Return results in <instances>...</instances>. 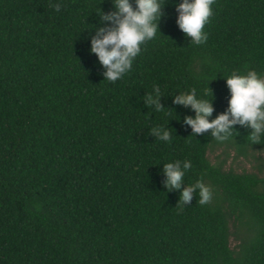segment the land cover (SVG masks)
I'll return each mask as SVG.
<instances>
[{
    "label": "trees",
    "instance_id": "1",
    "mask_svg": "<svg viewBox=\"0 0 264 264\" xmlns=\"http://www.w3.org/2000/svg\"><path fill=\"white\" fill-rule=\"evenodd\" d=\"M179 2L162 0L156 35L109 81L90 40L114 26L112 0H0V264H264V176L207 156L221 142L264 150V136L193 134V110L174 103L209 88L212 119L227 109L224 78L264 75V0H213L202 44L176 25ZM154 84L159 111L145 103ZM160 125L169 142L150 132ZM185 159L184 183L211 188L203 205L164 187L163 164ZM230 218L246 222L237 249Z\"/></svg>",
    "mask_w": 264,
    "mask_h": 264
},
{
    "label": "clouds",
    "instance_id": "2",
    "mask_svg": "<svg viewBox=\"0 0 264 264\" xmlns=\"http://www.w3.org/2000/svg\"><path fill=\"white\" fill-rule=\"evenodd\" d=\"M115 11L103 14V19L114 26L97 29L96 36L90 40V51L95 54L104 67V79L115 81L132 66L134 58L140 53L141 45L152 39L158 31V21L162 16V0H112ZM213 0H180L175 4V23L186 37L196 44L207 40L204 25L212 15ZM59 9V5H56ZM225 79L229 91L227 109L209 119L213 112L211 98L197 96L196 89L181 91L174 97V103L190 107L194 115H186L184 122L190 126L191 133L200 134L211 129L217 141L232 139L234 125L246 126L251 139L259 141L264 136V75L249 68L246 72L233 71ZM161 89L153 85L145 97V103L159 111ZM150 132L158 139L169 142L171 133L163 125L153 127ZM191 167L187 159L174 160L163 164L164 187L168 190L180 189L179 200L188 204L193 194H198L199 203L205 204L212 197L211 188L198 179L193 184L184 183L185 170ZM184 185L181 187V185Z\"/></svg>",
    "mask_w": 264,
    "mask_h": 264
},
{
    "label": "rangeland",
    "instance_id": "3",
    "mask_svg": "<svg viewBox=\"0 0 264 264\" xmlns=\"http://www.w3.org/2000/svg\"><path fill=\"white\" fill-rule=\"evenodd\" d=\"M212 164L221 165L224 170L236 173L252 172L264 176V150L248 149L241 152L235 143L221 142L211 146L207 152ZM230 246L237 249L246 236V222L239 224L232 218L228 222Z\"/></svg>",
    "mask_w": 264,
    "mask_h": 264
}]
</instances>
